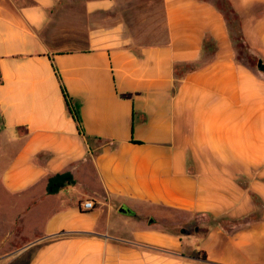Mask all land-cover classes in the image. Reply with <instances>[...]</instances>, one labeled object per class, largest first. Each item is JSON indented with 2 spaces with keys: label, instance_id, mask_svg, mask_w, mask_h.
I'll list each match as a JSON object with an SVG mask.
<instances>
[{
  "label": "crops",
  "instance_id": "1",
  "mask_svg": "<svg viewBox=\"0 0 264 264\" xmlns=\"http://www.w3.org/2000/svg\"><path fill=\"white\" fill-rule=\"evenodd\" d=\"M64 1L0 0V188L16 208L0 248L22 250L14 264H264V75L237 58L231 18L163 0L166 40L135 46L119 19L52 35ZM229 1L264 60V0ZM57 173L73 181L50 192Z\"/></svg>",
  "mask_w": 264,
  "mask_h": 264
},
{
  "label": "rangeland",
  "instance_id": "2",
  "mask_svg": "<svg viewBox=\"0 0 264 264\" xmlns=\"http://www.w3.org/2000/svg\"><path fill=\"white\" fill-rule=\"evenodd\" d=\"M90 0H65L68 9L59 10L55 14V19H52V35L65 36L64 31L70 26H82L83 32H87L89 27L95 22H108L120 20L124 23L125 31L130 35L131 43L135 46L143 44H154L165 41L167 38V25L164 15L163 0H116V5L111 9H95L89 10L88 2ZM222 8H225V0H214ZM65 10V11H64ZM67 11V12H66ZM60 14H62L60 16ZM231 30L234 35L236 44V56L240 61H243L264 75V72L259 68L257 63V55L254 52L252 44L244 38L241 19L236 20L230 15ZM237 20L239 24L237 23ZM77 23V24H76ZM75 24V25H74ZM59 33V34H58ZM63 33V34H62ZM73 44V43H69ZM21 204V203H20ZM16 208L10 202L9 196L2 195L0 188V245L3 233L7 228L10 229V220L13 217ZM173 215H177L178 221H184L187 218L186 213L182 211H172ZM45 212L37 211L29 214L28 231L34 233L45 222ZM140 224V223H137ZM183 227L185 231L190 232L194 226L186 225ZM190 236L184 233L185 238ZM197 234H195L196 236ZM194 241H197V238ZM14 245V244H12ZM5 246V245H4ZM32 250V249H30ZM22 250L11 248H0V264H14V258L20 256ZM30 252V251H29ZM25 256V255H24ZM21 258V257H18Z\"/></svg>",
  "mask_w": 264,
  "mask_h": 264
},
{
  "label": "trees",
  "instance_id": "3",
  "mask_svg": "<svg viewBox=\"0 0 264 264\" xmlns=\"http://www.w3.org/2000/svg\"><path fill=\"white\" fill-rule=\"evenodd\" d=\"M215 4H217L223 11L224 13L226 14V16L229 18L231 13H235V10L232 6V4L230 3L229 0H225L226 2V6L225 8H222L217 2H215L214 0H212ZM235 16L237 18H239V16L235 13ZM240 19V18H239ZM238 21V20H237ZM235 40V39H234ZM213 44L214 43H210V48H213ZM257 57V63L259 65V61H262V63H264V60L260 57V56H256ZM259 68H260V65H259ZM261 69V68H260ZM262 70V69H261ZM264 72V70H262ZM73 181V176L72 174L70 173H57L53 176H51L50 180H49V183H48V190L50 192H54L56 190H58L60 187L68 184V183H71ZM203 256L205 257L206 254L204 253Z\"/></svg>",
  "mask_w": 264,
  "mask_h": 264
},
{
  "label": "built area",
  "instance_id": "4",
  "mask_svg": "<svg viewBox=\"0 0 264 264\" xmlns=\"http://www.w3.org/2000/svg\"><path fill=\"white\" fill-rule=\"evenodd\" d=\"M83 206L85 209H89L94 207V201L92 199H87L83 202Z\"/></svg>",
  "mask_w": 264,
  "mask_h": 264
},
{
  "label": "water",
  "instance_id": "5",
  "mask_svg": "<svg viewBox=\"0 0 264 264\" xmlns=\"http://www.w3.org/2000/svg\"><path fill=\"white\" fill-rule=\"evenodd\" d=\"M259 65H260V68H261L262 70H264V63H262V61H259ZM121 210H122V211H126L127 209H126L124 206H122V207H121Z\"/></svg>",
  "mask_w": 264,
  "mask_h": 264
}]
</instances>
